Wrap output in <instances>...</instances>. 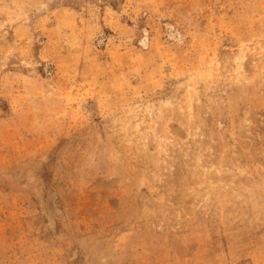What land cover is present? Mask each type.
<instances>
[{"label":"rangeland","instance_id":"obj_1","mask_svg":"<svg viewBox=\"0 0 264 264\" xmlns=\"http://www.w3.org/2000/svg\"><path fill=\"white\" fill-rule=\"evenodd\" d=\"M0 264H264V0H0Z\"/></svg>","mask_w":264,"mask_h":264}]
</instances>
